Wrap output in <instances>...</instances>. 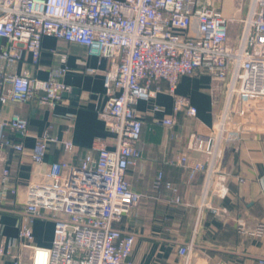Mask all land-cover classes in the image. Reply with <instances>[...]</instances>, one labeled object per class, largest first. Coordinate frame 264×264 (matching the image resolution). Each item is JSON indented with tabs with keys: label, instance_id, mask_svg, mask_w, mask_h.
<instances>
[{
	"label": "built area",
	"instance_id": "obj_1",
	"mask_svg": "<svg viewBox=\"0 0 264 264\" xmlns=\"http://www.w3.org/2000/svg\"><path fill=\"white\" fill-rule=\"evenodd\" d=\"M237 1L239 11L246 14L239 20V42L232 44L230 23L235 19L226 17L214 0H0V61L21 60L22 49L14 45H22L36 63L43 37L52 36L83 45L90 55L106 57L113 64L105 74L109 98L102 118L116 135V145L109 148L96 139L92 146L96 156L89 152L78 165L67 161L46 165L52 142L67 152L75 151L71 140L59 141L48 129L31 151L32 161L45 170L37 171L40 178L25 191L29 222L22 225L18 243L30 249V264L40 260L43 264H136L131 258L136 237L121 225L144 199L128 179L129 169L142 157L138 144L143 116L137 106L167 92L175 98L174 115L165 118L163 125L173 127L181 111L196 117L197 108L176 93L184 76L208 75L225 86L222 110L210 134L196 137L207 163L189 164L186 156L179 161L189 169L191 179L199 172L209 174L202 202L206 204L212 175L218 173L227 147L258 125L257 112L264 110V0ZM3 41L11 48L2 49ZM65 72L58 69L40 80L0 69V104L36 100L55 108L70 91L62 80ZM7 130L26 137L28 121L16 113L5 117L0 110V146L23 153L24 146L14 144ZM193 146L197 148V141ZM2 177L9 179L10 170L4 169ZM221 180L215 195L223 198L228 189L225 178ZM163 186L160 173L155 188ZM166 187L177 190L171 183ZM48 213L55 222L53 244L34 246L30 222L47 218ZM263 232L260 224L254 234ZM192 250V243L179 248L185 264ZM7 258L24 264L10 246L0 247V264ZM257 264H264V257Z\"/></svg>",
	"mask_w": 264,
	"mask_h": 264
},
{
	"label": "crops",
	"instance_id": "obj_2",
	"mask_svg": "<svg viewBox=\"0 0 264 264\" xmlns=\"http://www.w3.org/2000/svg\"><path fill=\"white\" fill-rule=\"evenodd\" d=\"M2 45V49L11 48L6 41ZM14 46L22 49V59L12 64L1 60L0 69L47 80L52 72L65 68L62 80L70 87L55 108L36 100L0 104L5 117L16 113L28 121L26 137L6 131L14 144L24 146L23 153L11 146H0V247L10 246L13 254L22 256L24 264H30V249L18 243L22 225L29 222L25 191L40 178L37 171L45 170V166L32 161L31 151L48 129L59 141L71 140L75 151L67 152L52 142L45 156L46 165L63 161L78 165L92 152L96 139L103 140L109 148L116 145V135L102 118L109 98L105 74L113 69V64L106 57L90 55L83 45L52 36L43 37L36 63L22 45ZM89 69L96 72L91 74ZM162 86L167 88L166 83ZM176 93L188 99L198 112L196 117H189L185 111L177 113L173 127L162 124L174 115L175 98L169 93L161 92L137 106L143 116L138 144L142 157L129 169L128 179L144 199L121 225L136 237L131 258L136 264H185L179 248L192 243L188 264H257L258 258L264 257V232L261 236L254 234L260 224L264 226V110L257 112L258 125L244 131L238 141L227 147L218 173L212 175L203 206L209 174L199 172L191 179L189 169L179 161L186 156L189 164L207 163L201 140L196 137L210 134L222 110L225 86L208 75L184 76ZM92 154L96 156L97 152ZM4 169L10 170L7 180L2 177ZM160 173L164 186L158 190L155 182ZM221 178H225L228 189L223 198L215 195L221 188ZM167 183L177 190L168 189ZM15 189L17 194L12 193ZM47 215L30 222L34 246L50 248L53 244L55 222L50 213ZM2 264H14V259L7 258Z\"/></svg>",
	"mask_w": 264,
	"mask_h": 264
},
{
	"label": "rangeland",
	"instance_id": "obj_3",
	"mask_svg": "<svg viewBox=\"0 0 264 264\" xmlns=\"http://www.w3.org/2000/svg\"><path fill=\"white\" fill-rule=\"evenodd\" d=\"M215 3L223 10L224 15L230 19H235L230 23V38L232 44L239 42L238 34L241 32L239 20L245 17L246 11H239L237 0H214Z\"/></svg>",
	"mask_w": 264,
	"mask_h": 264
},
{
	"label": "water",
	"instance_id": "obj_4",
	"mask_svg": "<svg viewBox=\"0 0 264 264\" xmlns=\"http://www.w3.org/2000/svg\"><path fill=\"white\" fill-rule=\"evenodd\" d=\"M75 93H76V91H75Z\"/></svg>",
	"mask_w": 264,
	"mask_h": 264
}]
</instances>
